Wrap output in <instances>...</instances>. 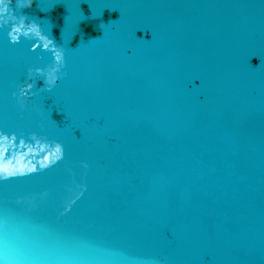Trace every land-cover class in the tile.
Returning a JSON list of instances; mask_svg holds the SVG:
<instances>
[{
    "label": "water",
    "instance_id": "1",
    "mask_svg": "<svg viewBox=\"0 0 264 264\" xmlns=\"http://www.w3.org/2000/svg\"><path fill=\"white\" fill-rule=\"evenodd\" d=\"M0 264H264V0H0Z\"/></svg>",
    "mask_w": 264,
    "mask_h": 264
}]
</instances>
